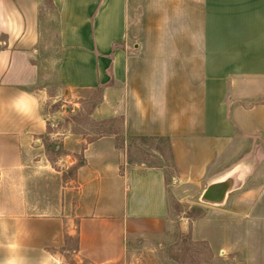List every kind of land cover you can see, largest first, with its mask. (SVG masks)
<instances>
[{"label": "crops", "instance_id": "crops-1", "mask_svg": "<svg viewBox=\"0 0 264 264\" xmlns=\"http://www.w3.org/2000/svg\"><path fill=\"white\" fill-rule=\"evenodd\" d=\"M99 87L92 117L121 114L125 136L170 139L191 179L221 166L202 195L221 184L208 202L239 214L238 249L264 261V0H0V264H63L58 248L75 234L82 264H151L131 249L168 229L165 171L130 165L114 136L47 129L68 111L48 110L60 91ZM52 138L67 160L83 154L70 181Z\"/></svg>", "mask_w": 264, "mask_h": 264}, {"label": "rangeland", "instance_id": "rangeland-1", "mask_svg": "<svg viewBox=\"0 0 264 264\" xmlns=\"http://www.w3.org/2000/svg\"><path fill=\"white\" fill-rule=\"evenodd\" d=\"M41 9L45 21H48V18L51 21L49 27L51 34L55 36L56 10L49 2H42ZM54 59L57 58L53 57L52 60ZM42 60L48 62L50 59L42 57ZM53 64L55 65V62ZM51 83L55 85L54 82ZM101 99L102 91L98 89L80 91L79 97L74 98L67 97L63 91H60L56 101L48 105V110H59L65 103L68 105V111L66 115L49 121L47 129L48 132H73L84 139V142H90L102 136H114L118 145L126 149L130 165L159 167L165 171L169 198L168 229L159 241L155 239L157 244L154 240L153 243L150 241L135 243L131 249L132 257L143 260L147 258L151 264H264V261L257 260L258 258L253 259L255 255L251 253V245L244 247L241 245L238 249L237 241L243 242L241 240L243 234L238 236L236 228L239 214L227 215L224 211L222 212L219 204L203 200L202 193L205 187L213 177L219 175L221 166L212 165L206 175L197 180L191 179L187 175L188 164L179 163L176 160L170 139L162 137L139 139L125 136L121 114L102 118L92 117V112ZM74 104L76 109L73 107ZM46 142L54 160L61 155L63 157L62 162L54 167L62 170L64 180L73 179L77 165L83 160V154L70 153V159L67 160L64 150L56 149L60 145L59 139L52 138ZM71 158L76 159V163H73ZM254 171L264 173V164L260 167L256 166ZM73 186L76 192L78 189L75 184ZM228 206L233 209L231 203ZM227 220L230 224L229 230L222 227ZM261 223L263 226L264 221ZM246 231L248 232L246 237L251 238L252 230ZM259 235L264 240V227ZM65 241L64 245L58 248L65 257L63 264H82L75 251L76 234ZM158 242H161V245ZM245 242L248 243L247 239Z\"/></svg>", "mask_w": 264, "mask_h": 264}, {"label": "clouds", "instance_id": "clouds-1", "mask_svg": "<svg viewBox=\"0 0 264 264\" xmlns=\"http://www.w3.org/2000/svg\"><path fill=\"white\" fill-rule=\"evenodd\" d=\"M12 103L17 109L22 110V112L26 115H34L39 108V101L36 98H30L29 103L23 97H17L12 101ZM237 167H239V165Z\"/></svg>", "mask_w": 264, "mask_h": 264}, {"label": "water", "instance_id": "water-1", "mask_svg": "<svg viewBox=\"0 0 264 264\" xmlns=\"http://www.w3.org/2000/svg\"><path fill=\"white\" fill-rule=\"evenodd\" d=\"M221 187V184H214V185H212V186H210L209 188H208V190H207V192L205 193V195L203 196V200H205V201H210L212 198L210 197V192H212V190H215V189H218V188H220ZM215 201H217V202H219L218 201V199L216 200L215 199Z\"/></svg>", "mask_w": 264, "mask_h": 264}, {"label": "trees", "instance_id": "trees-1", "mask_svg": "<svg viewBox=\"0 0 264 264\" xmlns=\"http://www.w3.org/2000/svg\"><path fill=\"white\" fill-rule=\"evenodd\" d=\"M98 90L102 91V87H99ZM132 138H133V137H132ZM135 138L146 139V138H150V137L139 136V137H135Z\"/></svg>", "mask_w": 264, "mask_h": 264}, {"label": "built area", "instance_id": "built-area-1", "mask_svg": "<svg viewBox=\"0 0 264 264\" xmlns=\"http://www.w3.org/2000/svg\"><path fill=\"white\" fill-rule=\"evenodd\" d=\"M0 177H1V170H0Z\"/></svg>", "mask_w": 264, "mask_h": 264}]
</instances>
